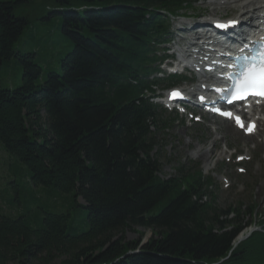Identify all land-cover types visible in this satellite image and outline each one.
<instances>
[{"label": "trees", "instance_id": "16d2710c", "mask_svg": "<svg viewBox=\"0 0 264 264\" xmlns=\"http://www.w3.org/2000/svg\"><path fill=\"white\" fill-rule=\"evenodd\" d=\"M29 1L0 2V67L15 59L22 69L20 87H0L3 164L17 195L0 200V264H264V221L234 248L258 205L220 209L198 167L161 178L157 135L172 122L144 96L168 31L160 13L200 0H51L46 19L60 18L73 49L42 83L36 54L15 48L29 26L16 11ZM34 188L66 203L52 210ZM134 228L153 237L126 241Z\"/></svg>", "mask_w": 264, "mask_h": 264}, {"label": "rangeland", "instance_id": "374dc122", "mask_svg": "<svg viewBox=\"0 0 264 264\" xmlns=\"http://www.w3.org/2000/svg\"><path fill=\"white\" fill-rule=\"evenodd\" d=\"M5 1L10 0H0V2ZM222 1L225 0H209L202 3L190 13L189 17L198 19L208 18L211 15L215 19L237 17L239 10L233 8L219 10L218 14H213L215 7L212 5L213 3H210ZM54 8L55 4L51 0H30L18 7L16 11L17 16L28 19L29 26L15 48L16 51L36 54V62L43 69L40 83L44 80L49 68L59 70L60 60L73 49L71 41L62 35L60 18L54 16L51 19H46ZM180 22H182L181 18L173 20V30L179 27ZM170 45L173 48L171 52L176 51V45L172 43ZM21 85L22 69L17 61L12 59L4 63L0 67V87L16 89ZM167 89L159 88L157 94L166 90L163 92L165 94ZM188 89L191 90V87ZM195 116L198 117V115ZM259 133L254 137H246L243 132H238L229 123L209 117H202L201 123H195L188 116L183 121L179 118L172 128L165 132L162 130L157 135L160 147L156 149L155 153H160L159 160L163 172L161 176L163 178L174 177L175 169L180 165L188 168L199 165L204 175L212 178L215 183L212 191L217 198L216 205L223 210L243 205L244 212H247L250 206L258 205L252 222L253 224L256 222L260 228L258 222H263L264 216V128ZM207 152L210 153L207 154ZM239 159L243 161L239 162ZM5 161H9V156L0 144V200H3L4 203L9 198H17L16 189L9 184L14 179L3 164ZM240 171H243V174H240ZM219 178L224 179L225 183H222ZM33 190L35 195L44 204L49 205L52 210H54L53 206L66 203L63 196H58L50 189L34 188ZM30 202V193L26 188V192L21 194L22 207L19 206V208L24 209ZM80 202L83 204L82 201ZM4 212H9V210L5 208ZM85 213V210H79L77 213L75 221L77 227L82 226ZM33 214H36V210L33 211ZM246 221H250V218H247ZM257 226L253 225V227L244 230L234 247L237 248L247 241L251 231L257 233ZM262 231L263 229H261ZM152 237L153 234L150 230L142 228H134L125 234L126 241L141 240L142 245L148 243Z\"/></svg>", "mask_w": 264, "mask_h": 264}, {"label": "snow or ice", "instance_id": "6c2138e0", "mask_svg": "<svg viewBox=\"0 0 264 264\" xmlns=\"http://www.w3.org/2000/svg\"><path fill=\"white\" fill-rule=\"evenodd\" d=\"M239 23L238 20H229L225 23L216 22V27L226 30L230 27H235ZM246 66L238 76H229L228 79L234 80L232 92L236 99L246 100L248 96H259L264 98V46L258 55L245 56ZM219 91V90H218ZM180 94L173 93V97H178ZM203 99V98H201ZM232 102L231 99L228 100ZM219 111V110H217ZM232 118L231 113H223ZM236 123L240 127H244V123L240 117H236ZM254 123L249 124L248 131L254 130Z\"/></svg>", "mask_w": 264, "mask_h": 264}, {"label": "bare ground", "instance_id": "6f19581e", "mask_svg": "<svg viewBox=\"0 0 264 264\" xmlns=\"http://www.w3.org/2000/svg\"><path fill=\"white\" fill-rule=\"evenodd\" d=\"M215 5L216 8L213 10V14H218V11L223 9H238V17L233 20L241 21V23L247 22L248 20L253 21L254 23L251 26L249 25L251 29L259 28L258 23L264 20V0H230L223 3H216ZM197 32V30H192L189 32V35L197 39L201 36Z\"/></svg>", "mask_w": 264, "mask_h": 264}]
</instances>
